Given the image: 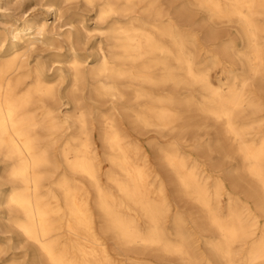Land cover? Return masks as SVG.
<instances>
[{"label": "bare ground", "instance_id": "bare-ground-1", "mask_svg": "<svg viewBox=\"0 0 264 264\" xmlns=\"http://www.w3.org/2000/svg\"><path fill=\"white\" fill-rule=\"evenodd\" d=\"M83 1L111 19L93 54L81 53L82 21L62 36L46 21L12 24L8 50L0 32L2 233L31 250L9 254L0 234V264H171L154 250L179 264H264V0H194L200 20L176 0ZM193 111L222 125L241 184L183 148Z\"/></svg>", "mask_w": 264, "mask_h": 264}, {"label": "rangeland", "instance_id": "rangeland-1", "mask_svg": "<svg viewBox=\"0 0 264 264\" xmlns=\"http://www.w3.org/2000/svg\"><path fill=\"white\" fill-rule=\"evenodd\" d=\"M4 4L0 9V32L2 35L6 34L5 41L3 42V48L8 50L9 45L13 41V37L8 35V28L12 24H21L25 19H36L38 22L47 23V28L51 33H58L61 36L63 33L68 31L73 25L78 26V22L88 30L85 32L84 44L80 47L81 53L93 54L97 51L96 46L103 35L101 30L109 25L111 19L100 20L98 19V10L96 6L88 5L83 0L77 1H60V0H3ZM194 0H176L175 5L190 4L195 20L206 18V14L198 7L191 5ZM52 6V7H50ZM59 6V7H58ZM59 8V11L57 10ZM211 23V22H210ZM217 25L223 32L229 30L230 32H236L234 25H227L218 21L212 22ZM107 43L108 40H105ZM240 47H243V42L238 40ZM65 49L64 51H66ZM60 52L52 48H41L36 55H40L46 58H55ZM229 66V65H228ZM223 64L217 63L212 70L213 79L217 81L218 78H222L223 75ZM198 99L200 97H197ZM187 128H183L180 132L182 138V146L185 150L191 151L194 154L199 155L203 161L210 165L211 169L218 171L220 170L224 174L228 175L229 184L232 182L233 175L236 178L237 183H242V173L238 168L240 166V158L237 155H229L231 151L232 142L226 138L223 134L222 125L215 119L205 117L198 112L187 113L186 117ZM177 133V132H176ZM148 135H153L149 132ZM175 133L164 132V140H169L174 137ZM195 141H200L202 144L211 145L205 148H194ZM154 153V150H153ZM4 165L0 163V234L4 237L11 236L12 243L8 249L9 254L17 253L23 255L25 252L31 253L30 248H19L17 245V237L14 232L2 233L8 229V222L6 221L5 212V200L6 194L9 188V184L3 177ZM237 167V170L235 169ZM233 168V169H232ZM229 170L228 172L225 170ZM231 170V171H230ZM175 205L183 210L185 213L193 214L194 216L199 215L200 209L196 205H190L184 198H176ZM174 208V207H173ZM167 228L173 231L175 228L173 224L168 221ZM108 240L112 242L110 234H108ZM201 246L207 252V246L202 242ZM153 256L158 257L160 260L166 263L179 264L181 262L180 257L176 255L165 254L163 252L149 251Z\"/></svg>", "mask_w": 264, "mask_h": 264}]
</instances>
